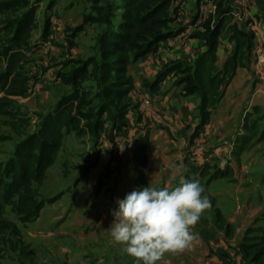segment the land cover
I'll return each instance as SVG.
<instances>
[{
    "label": "rangeland",
    "instance_id": "374dc122",
    "mask_svg": "<svg viewBox=\"0 0 264 264\" xmlns=\"http://www.w3.org/2000/svg\"><path fill=\"white\" fill-rule=\"evenodd\" d=\"M22 1L35 9L27 65L32 83L26 96L15 101L19 118L29 125L19 127L20 119L0 116L3 165L13 158L16 144L23 139L21 134L35 132L57 99L69 94L71 86L63 79L78 67L77 63L94 58L96 68L101 70L99 35L115 30L122 12V0ZM189 1L172 3L169 27L173 35L161 43L163 52L149 54L130 65L128 71L139 68L147 58H156L152 73L145 75L148 78L134 82L127 99L118 101L125 108L124 125L119 128L105 123L107 129L96 139L89 134L80 137L75 132L64 133L54 164L47 169L43 183L34 185L40 199L54 202L46 204L39 217L24 226L6 208L4 217L17 225L20 238L5 235V244L0 245V264H135L124 246L111 238L109 228L117 200L137 188L133 142L147 131L150 137L158 134L159 142L155 144L161 143L159 138H168V148L163 152L166 156L171 153L173 161L165 171L149 166L148 172L144 171L146 186L172 188L181 179H198L210 200V207L192 227L198 234L196 239L183 251L165 253L158 264H264V16L244 15L237 10L233 21L253 34L248 61L237 67L246 71L242 74L248 79L241 77L240 83L236 80L230 86L236 69L229 84L222 88L216 107L210 110L208 125L198 129L200 100L196 94H185V79L191 74L187 69L206 50L201 40V16L208 14V3L213 0H194L192 9ZM25 11L21 9L18 14ZM104 15L111 18V26L96 21ZM4 19L5 15L0 14V73L5 63L1 56L12 32L5 29ZM258 23L262 28L256 26ZM218 43L216 67L221 70L234 45L223 34ZM167 67L173 71L160 83L158 100L176 94L185 100V109L187 103L191 104L185 124L177 117V124L158 123L160 114L152 110L155 95L144 88L145 81L153 82ZM109 76L111 82L123 84L118 73ZM95 85L93 78L83 84L90 96L97 92ZM140 106L152 111L148 115L151 121L126 124L133 112L135 121H141ZM222 173V180H217L215 176ZM216 209L226 223L228 218L231 220L227 228L216 223ZM51 218H58L57 223L48 224ZM257 250L262 253L255 260Z\"/></svg>",
    "mask_w": 264,
    "mask_h": 264
},
{
    "label": "trees",
    "instance_id": "16d2710c",
    "mask_svg": "<svg viewBox=\"0 0 264 264\" xmlns=\"http://www.w3.org/2000/svg\"><path fill=\"white\" fill-rule=\"evenodd\" d=\"M106 1V0H104ZM236 0H213L216 6L214 15L206 18L201 25V40L206 50L202 52L185 79V94H196L198 105V129L208 124L210 110L221 98L222 88L229 84L237 67H243L253 46V34L238 27L233 21L232 4ZM174 0H122L120 20L109 35H99L101 47V70L96 68L94 58L77 63L63 82L71 86L69 94L60 96L53 109L41 119L40 126L33 133L21 134L23 139L15 146L14 156L5 165L0 164V245L4 237L20 238L19 228L4 217L9 208L24 226L35 221L46 204L55 199H40L38 188L47 169L54 164L62 145L64 133L75 132L77 136L91 135L98 138L107 125L122 127L125 108L118 101L127 99L134 87V79L129 74L131 64L149 54L157 53L161 43L173 34L169 27L170 9ZM22 0L0 1V14L5 15L6 30L12 31L7 46L2 53L4 69L0 73V116L20 119V126L29 124L19 118L15 100L24 98L32 83L31 71L27 68L29 60V36L32 29L35 9ZM25 9L22 14L19 10ZM94 10H103L93 7ZM90 21L89 18L85 19ZM99 24L111 26L108 15L97 18ZM226 35L233 43V51L221 70L217 69V50L220 35ZM111 60V62H108ZM91 67V68H90ZM173 68H165L153 82H144V88L152 94L159 93V85ZM116 72L123 80L111 82L109 73ZM88 78L95 79L97 92L90 96L83 84ZM119 87V88H117ZM250 115V114H248ZM255 123V122H254ZM18 128V127H15ZM253 128V126H252ZM255 130V126H254ZM150 132L139 136L133 142V162L137 172L136 186H146L144 169L147 167V151ZM217 178L224 177L218 174ZM215 221L220 228L228 225L219 210H215ZM9 234V235H8ZM257 250L254 259L261 256Z\"/></svg>",
    "mask_w": 264,
    "mask_h": 264
},
{
    "label": "clouds",
    "instance_id": "9594fccd",
    "mask_svg": "<svg viewBox=\"0 0 264 264\" xmlns=\"http://www.w3.org/2000/svg\"><path fill=\"white\" fill-rule=\"evenodd\" d=\"M111 238L135 258V264H158L168 252L188 248L210 200L198 179H181L172 188L138 186L117 200Z\"/></svg>",
    "mask_w": 264,
    "mask_h": 264
},
{
    "label": "crops",
    "instance_id": "0c3cea01",
    "mask_svg": "<svg viewBox=\"0 0 264 264\" xmlns=\"http://www.w3.org/2000/svg\"><path fill=\"white\" fill-rule=\"evenodd\" d=\"M189 2H190L189 3L190 7L192 9L193 8L192 4H193L194 0H190ZM245 4H246V7H245ZM237 10L243 12L244 15L250 14V15L264 16V0H237V3L234 2L232 4L233 16H235ZM261 25H262V23H261ZM261 25H260V23L256 24V26H259V28L260 27L262 28ZM243 30H245L247 32L246 29H243ZM161 46H162V44H161ZM161 46L159 47L157 53L153 54V56L159 55L160 53L163 52V51H161ZM155 59L156 58H152V57L147 58V59L140 62L139 68H136L137 67L136 66L133 70L129 71V74L133 77L135 84L138 82V79L143 80V77L148 78V76H145V75L147 73H152V65L155 62ZM128 69H130V68H128ZM242 72H246V71H240L239 69H237V71H236L237 75H235V77L233 78L230 86L234 83V81L236 83V80H239V83H240L241 77H245L244 73L242 74ZM241 75H243V76H241ZM242 79H244V78H242ZM246 79H248V78H246ZM154 95H155V97H153V99H152L154 101V103L152 105V110L155 113L160 114L161 118H160V121L158 123L166 124V125L167 124L168 125L177 124V123H175V121L178 118V119H181L182 124H185V116L186 117L190 116L189 114H191V111H192V108H191L192 105L191 104H188L186 102L187 105H189V106H187V108L185 109V100H181L179 95H176V94H172L171 96L168 95L163 100H158V99H160V97H158V94H154ZM170 98H172V99H170ZM139 109L141 110L140 113L142 115L141 121L139 122V119L137 122L135 121L136 116H135V112H133L132 114H130L127 117L126 124H146L147 120L151 121V118L148 115L152 111L151 110H145V109L141 108V106ZM170 110L171 111H177V112L170 113ZM210 122H212V116H211ZM184 129H185V127H184ZM184 132H185V130H184ZM157 137H159V136L156 132L154 134H152L151 137H149L150 143H149V147H148V151H147L148 163H147V167L145 168L146 170H144L145 173L148 172L149 166L151 169L153 168V169H158V171H161V170L165 171L166 168H169V167H167L168 166L167 164H169L171 161H173V158L170 159L171 153H169L168 156H166V152H163L164 150H166V148H168V141H169L168 138H163V139L159 138L161 143L155 144L156 142H159ZM183 137H184V135L182 136V138ZM153 146L157 150H154ZM144 176H145V174H144ZM217 180H222V179L217 178ZM233 216H235V214H233ZM57 221H58V218H51L48 221V224H50V225L56 224ZM230 221L231 220L228 218L227 223Z\"/></svg>",
    "mask_w": 264,
    "mask_h": 264
},
{
    "label": "built area",
    "instance_id": "2783aa9c",
    "mask_svg": "<svg viewBox=\"0 0 264 264\" xmlns=\"http://www.w3.org/2000/svg\"><path fill=\"white\" fill-rule=\"evenodd\" d=\"M204 6H200V10L203 9ZM208 8H209V11H208V14H203L202 19L205 20L206 18H208L209 16H212L214 15L215 13V10H216V6L213 4V2H209L208 3Z\"/></svg>",
    "mask_w": 264,
    "mask_h": 264
}]
</instances>
